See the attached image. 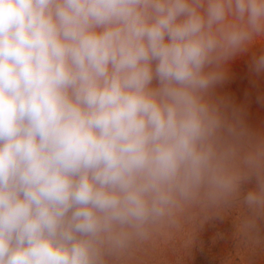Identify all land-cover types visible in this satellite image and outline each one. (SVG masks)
Returning <instances> with one entry per match:
<instances>
[{"label":"clouds","instance_id":"clouds-1","mask_svg":"<svg viewBox=\"0 0 264 264\" xmlns=\"http://www.w3.org/2000/svg\"><path fill=\"white\" fill-rule=\"evenodd\" d=\"M257 41L264 0H0V264H120L253 177L258 243L264 135L211 96Z\"/></svg>","mask_w":264,"mask_h":264},{"label":"rangeland","instance_id":"rangeland-1","mask_svg":"<svg viewBox=\"0 0 264 264\" xmlns=\"http://www.w3.org/2000/svg\"><path fill=\"white\" fill-rule=\"evenodd\" d=\"M264 53V41H257L227 65L226 78L211 91L214 100L227 105L252 133L264 135V72L253 69V58ZM155 63L153 64V67ZM152 86H158L153 80ZM256 187L255 177L241 184L237 198L219 212L188 219L156 229L122 258L120 264H264V218L257 222L253 243L238 230L241 220L250 215L243 203L248 191Z\"/></svg>","mask_w":264,"mask_h":264}]
</instances>
